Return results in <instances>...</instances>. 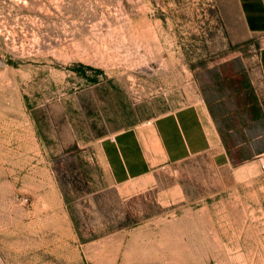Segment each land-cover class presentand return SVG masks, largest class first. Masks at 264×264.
<instances>
[{
	"label": "rangeland",
	"instance_id": "rangeland-1",
	"mask_svg": "<svg viewBox=\"0 0 264 264\" xmlns=\"http://www.w3.org/2000/svg\"><path fill=\"white\" fill-rule=\"evenodd\" d=\"M241 2L0 0V264H264L258 161L110 185L92 147L130 107L196 98L222 60L260 86Z\"/></svg>",
	"mask_w": 264,
	"mask_h": 264
},
{
	"label": "crops",
	"instance_id": "crops-1",
	"mask_svg": "<svg viewBox=\"0 0 264 264\" xmlns=\"http://www.w3.org/2000/svg\"><path fill=\"white\" fill-rule=\"evenodd\" d=\"M241 4L246 31L264 37V0ZM248 65L225 59L207 66L191 100L153 99L128 108L92 146L106 181L121 185L197 156L219 167L258 161L264 155V45L260 86Z\"/></svg>",
	"mask_w": 264,
	"mask_h": 264
},
{
	"label": "built area",
	"instance_id": "built-area-1",
	"mask_svg": "<svg viewBox=\"0 0 264 264\" xmlns=\"http://www.w3.org/2000/svg\"><path fill=\"white\" fill-rule=\"evenodd\" d=\"M258 162H259L260 170H261L262 172H264V155H261V156L258 158Z\"/></svg>",
	"mask_w": 264,
	"mask_h": 264
},
{
	"label": "trees",
	"instance_id": "trees-1",
	"mask_svg": "<svg viewBox=\"0 0 264 264\" xmlns=\"http://www.w3.org/2000/svg\"><path fill=\"white\" fill-rule=\"evenodd\" d=\"M77 66H78V67H83L84 65L80 63V64H78ZM77 66H76V67H77Z\"/></svg>",
	"mask_w": 264,
	"mask_h": 264
}]
</instances>
